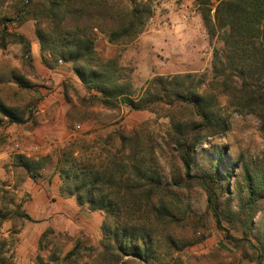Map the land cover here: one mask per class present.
Returning <instances> with one entry per match:
<instances>
[{"label": "trees", "instance_id": "1", "mask_svg": "<svg viewBox=\"0 0 264 264\" xmlns=\"http://www.w3.org/2000/svg\"><path fill=\"white\" fill-rule=\"evenodd\" d=\"M194 1L208 39L221 43L213 50L210 76H156L136 92L119 56L101 57L97 37L103 35L108 47L136 41L154 15L156 0H0V50L19 46L30 67L29 40L8 26L31 20L47 68L59 61L69 65L90 93L79 102L107 110L161 111L157 115L166 123L159 137L176 160L163 170L148 144L149 132L117 129L104 141L109 147L104 163L68 157L57 163L60 196L101 215V239L97 246L77 239L66 250L67 235L47 228L37 242L35 264H203L185 249L204 241L209 221L228 245L247 250L254 264H264V162L251 166L242 156L231 162L225 150L205 162L197 158L208 139L226 134L235 114L257 121L264 158V0ZM15 83L29 89L21 79ZM28 121L26 113L0 102V128ZM47 163L18 154L11 168L36 182ZM192 188L206 197L197 227L190 207L176 194ZM31 220L2 189L0 226L10 222L12 228L11 240L0 241V264H13L5 247Z\"/></svg>", "mask_w": 264, "mask_h": 264}, {"label": "rangeland", "instance_id": "2", "mask_svg": "<svg viewBox=\"0 0 264 264\" xmlns=\"http://www.w3.org/2000/svg\"><path fill=\"white\" fill-rule=\"evenodd\" d=\"M8 29L29 40L32 63L30 67L25 65L19 46L0 50V102L29 117L25 125L0 128V191H7L32 220L23 224L13 245L5 249L13 264H35L37 242L47 228L55 234L67 235L63 238L66 250L77 239L93 246L101 239V215L79 209L74 200L60 196L57 163L63 165L67 157L77 163H104L108 158L106 150H109L104 141L108 133L117 129L149 132L152 140L148 144L163 170L167 171L176 160L163 150L159 137L166 123L158 117L163 114L161 111L134 112L125 106L107 110L97 105H84L79 100L87 99L90 93L84 90L71 67L57 63L54 69H49L43 63L34 23L26 20ZM97 44L104 59L108 54L119 56L136 92H142L156 76L186 73L210 76L213 50L221 47V43L208 39L194 0H156L154 15L136 41L108 47L105 37L98 35ZM16 79L25 82L29 89H20ZM216 150H225L231 162L242 156L251 166L262 167L263 145L257 121L252 116L233 115L223 137L208 139L197 150L198 161L205 162L209 156H215ZM18 154L31 159H47L42 178L32 182L21 171L13 170L12 158ZM176 194L193 212L194 226H199L201 219L197 218L203 215L206 205L203 191L192 188L178 190ZM205 226L204 241L185 249L189 255L203 264H254L249 252L228 245L211 221ZM11 228L10 222L0 226V241L11 240ZM41 254L46 256V252Z\"/></svg>", "mask_w": 264, "mask_h": 264}, {"label": "built area", "instance_id": "3", "mask_svg": "<svg viewBox=\"0 0 264 264\" xmlns=\"http://www.w3.org/2000/svg\"><path fill=\"white\" fill-rule=\"evenodd\" d=\"M58 64H62V62L59 61Z\"/></svg>", "mask_w": 264, "mask_h": 264}, {"label": "crops", "instance_id": "4", "mask_svg": "<svg viewBox=\"0 0 264 264\" xmlns=\"http://www.w3.org/2000/svg\"><path fill=\"white\" fill-rule=\"evenodd\" d=\"M73 200V199H72ZM67 201H70V200H67Z\"/></svg>", "mask_w": 264, "mask_h": 264}]
</instances>
